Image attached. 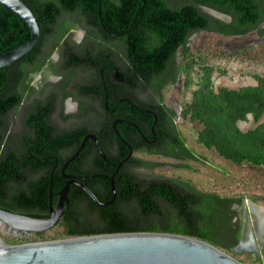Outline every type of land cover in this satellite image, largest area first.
I'll use <instances>...</instances> for the list:
<instances>
[{"label":"trees","instance_id":"16d2710c","mask_svg":"<svg viewBox=\"0 0 264 264\" xmlns=\"http://www.w3.org/2000/svg\"><path fill=\"white\" fill-rule=\"evenodd\" d=\"M21 1L33 13L40 36L31 51L11 65L0 69V94L6 90L7 94L19 97L15 91L16 86L24 83L30 72L40 70L42 62L39 58L43 53L44 40L51 34L56 39L69 29L70 23L67 19L54 29L59 16H75L77 20L82 18L89 27L99 31L107 42L85 55L77 54L78 51L69 52L68 60L66 59L64 64L84 65L92 68L94 72L93 77L88 79L92 83L80 85L78 92L80 95L95 96L94 102L99 104L97 110L91 104L88 108L90 117L93 114L97 116L94 125H91L95 128L98 127L96 122H100V117L103 116L102 112L109 115L114 110L113 97H109L112 88L127 85L126 89L129 90L140 82L145 86H152L154 78V87L159 91L164 83L173 79V57L179 48L185 46L191 33L208 30L224 36L245 35L258 29L264 21V0H181L180 3L176 0L175 5L168 3V0ZM201 5L229 15L231 21L226 23L209 16L201 11ZM263 31L264 29H259L260 33ZM29 37V29L23 21L0 5V55L24 44ZM113 40L120 42L124 67L118 66L113 60L115 52L109 46ZM193 62L192 59L190 64ZM186 68L187 65H183L180 70L185 71ZM200 68L201 74L196 89L191 92L190 100L181 113L183 120L200 126L197 142L237 166H264V120L259 122L264 114V76H253L256 85L238 89L220 87L214 90L211 81L213 69L209 66ZM64 78L65 81L68 80ZM120 79L123 84L115 81ZM191 83L187 80L185 88ZM126 97L129 103L138 108H146L137 97L131 94ZM157 107L158 110H154H157L159 119L160 116H165L174 123L175 112L160 103ZM5 111L3 110L0 116H3ZM249 115L257 125L253 129L242 131L238 122L247 121ZM87 117L89 116L85 118ZM124 118L141 126L128 112ZM114 119L116 116L112 117V121ZM157 123L156 118L152 116L148 124ZM173 125V147L166 156L177 160H194L195 154L187 147L185 138L180 136L181 133L175 124ZM87 130L85 122L63 130L62 141L58 145V149H62L63 165L80 148ZM46 132L50 133V127H47ZM117 149L112 145L107 149L109 154L106 157L112 162V173L118 164L126 160L129 153L128 148ZM47 154L57 156L58 152L57 149L49 148ZM78 158L75 156L73 161ZM128 162L134 167L146 169L159 166V163L142 158H132ZM3 168L0 166V169ZM64 173L70 172L65 169ZM124 174L120 179L117 175L114 177L117 181L115 186L118 197L107 212L108 215H96L94 221L91 215L96 214L98 207L92 203L84 208L83 199L72 198L70 193H67L69 206L57 223L64 239L111 233L149 232L188 236L217 247L227 241V234L231 230L229 205L235 201L234 198L199 190L191 180L179 177L160 181L140 179L137 173ZM17 175L18 173L13 172L4 178L9 180ZM29 175L31 179L27 186L32 192L33 189L41 191L44 186L48 187L50 174L47 170L38 171L33 167ZM61 176L62 173H58V177ZM44 196L48 198L47 190ZM120 204L123 206H119Z\"/></svg>","mask_w":264,"mask_h":264},{"label":"flooded vegetation","instance_id":"af4514ba","mask_svg":"<svg viewBox=\"0 0 264 264\" xmlns=\"http://www.w3.org/2000/svg\"><path fill=\"white\" fill-rule=\"evenodd\" d=\"M66 18L67 16L65 15L59 16L54 29H57L58 24ZM263 22L260 23V26ZM70 31L68 29L63 34L58 35L56 39L53 38L52 34L49 35V37L52 36L49 39H52L53 52L60 49L64 53V61L68 60V53L71 52L67 44L68 41L64 40ZM46 41L47 38L43 42V53L39 58V60L45 61L44 66L53 63V58H49V60L48 58H43L44 43ZM77 51L79 52L77 54L84 55L89 52L87 49H77ZM39 72H43V70ZM31 74L32 72L28 74V78L24 83L16 86L15 91L19 97L7 94L6 90L0 94V114L3 110H6L5 114L0 116V166L4 167L0 169V208L33 218H46L50 215V206L53 209L57 206L59 200L58 192L65 184L63 182L70 180L75 182L70 184L68 190L72 198L83 199L85 201L84 208L92 203L98 207L96 214L91 215V219L94 221L96 220V215L107 214L118 197V191L115 186L117 181L114 177L117 175V178L120 179L125 172L135 174L137 170L146 169L144 167L132 166L128 162L129 159H144V157L150 156L173 159L166 156V153L173 147L171 136L174 134V123L172 120L169 121L165 116H160V119L158 118L159 91L154 87L155 84L153 82L156 81L152 78V86H145L140 82L129 90L128 88L126 89L127 85L112 88L109 91V97H113L114 110L109 115H105V112H102L103 116L102 118L100 117V122H96V126L98 127H92L91 125H94V122H86V120L78 123V125H82L85 122L88 126V130L84 134L82 141L84 144L81 147V143L80 148L77 150L79 152L76 156L79 158L75 162L73 160L72 162L70 161L72 164L68 163L64 168V170L67 169L70 173L63 174L61 172L64 166L62 164L63 154L62 149H58V145L62 141L64 130L62 120L65 112L70 111L74 106L71 99L73 94L66 97V102H60L58 100L59 97L51 94H33L32 81H30ZM43 75L44 73H41L40 76ZM115 81L123 84L121 79ZM67 82L68 80L65 81L64 79L63 83ZM91 83L92 81L88 79L87 81L78 82L75 92L80 94L78 87ZM143 90H147L150 93L143 97L140 94ZM128 94L137 97L146 108H138L135 104L129 103L126 100ZM81 96L83 97L81 101L86 103L88 108L91 104L90 101L95 100V96L93 95L84 94ZM70 104L72 105L71 109L68 108ZM154 108L157 110H154ZM15 110L19 111L17 113L19 115L18 123L16 127L9 129L11 126L9 116ZM127 112L129 115L132 114L141 123V126L130 121V119L124 118V116H127ZM81 113L79 105L77 114L80 115ZM113 116H116V119L112 121ZM152 116L158 121L157 125L148 124ZM47 127H50L49 134L46 132ZM90 135L95 137L98 146L89 137ZM180 136L183 135L180 134ZM111 145L115 149L118 148L117 150L128 148L129 153H131L130 156H128V153L125 158L126 160L118 164L113 173L112 162L106 157L109 154L107 149ZM49 148L57 149L58 155H48L47 151ZM33 167L38 169V171L47 170L50 174L48 187L44 186V189L41 191L40 189H33L32 192L27 186V182L31 179L29 172ZM78 171L80 172L79 174L77 173ZM13 172L18 173L15 178H9V180L4 178ZM60 172L62 176L59 178L58 173ZM82 173L88 175H82ZM110 178L113 179L115 199L113 202L108 203L111 200L109 196L112 197ZM85 189L89 190L100 203L107 205L102 206L97 204ZM46 190L48 191V198L44 196ZM41 192L43 195H41ZM50 192L52 193L51 198L49 197ZM246 201L250 205L260 208L250 200L235 199L229 205V223L232 231L230 230L227 234L228 245H222L221 247L235 256L243 257L245 261L251 264H264V239L261 238L260 240L257 238L256 213L250 209ZM119 206L122 207L123 204ZM244 208L251 210V213L248 211L244 213ZM252 215L255 217L254 222ZM250 222V227L256 236L257 252L247 250L249 247L247 243L249 240ZM259 233L261 232L259 231ZM14 235L26 239L31 234L24 236Z\"/></svg>","mask_w":264,"mask_h":264},{"label":"rangeland","instance_id":"374dc122","mask_svg":"<svg viewBox=\"0 0 264 264\" xmlns=\"http://www.w3.org/2000/svg\"><path fill=\"white\" fill-rule=\"evenodd\" d=\"M180 1L168 0V3L175 5L176 2L180 3ZM202 7L208 6L201 5L200 9ZM201 11L203 12L202 9ZM66 19L70 23L69 29L71 31L64 40L68 41L70 51L76 52L77 49H87L92 52L100 44L107 42L99 31L89 27L82 18L77 20L75 16H67ZM259 29H264V22L257 30L254 29L245 35L238 36H224L208 30L195 31L191 33L185 46L177 50L171 67L174 78L166 82L159 90L158 101L175 112L174 124L196 158L194 160H176L156 156L144 157L146 161L159 163V166L137 170L136 173L140 179L168 181L179 177L191 180L199 190L214 192L222 197H232L236 200L247 199L264 210V166L259 168H251L247 165L237 166L218 156L214 150L204 148L197 142L200 126L183 120L181 116L185 104L190 100L191 92L196 89L201 74V66H209L213 69L211 81L214 90L220 87L238 89L256 85L253 76H264V31L260 33ZM49 38L52 36L48 37L44 43L43 58H48V60L53 58V63L44 66L45 61L39 60L42 62L41 68L38 71H33L30 78L33 94L48 95L52 93L59 97L60 102H66V97L73 94L71 99L74 106L73 108L71 104L68 106L72 109L65 112L62 120L64 130L78 125L81 121H96L97 116L93 114L90 117L87 104L81 101L83 97L75 92L78 82L87 81L93 77L92 68L84 65H65L64 53L60 49L53 52L54 46H52V39ZM109 46L115 52L113 53L114 62L118 66L124 67L125 61L120 55V42L113 40ZM192 59L194 62L190 64ZM183 65L188 67L185 71L180 70ZM41 70L43 72H39ZM41 73L44 75L40 76ZM64 77L68 78L67 83H63ZM187 80L192 83L185 88ZM149 93V91L143 90L140 94L144 97ZM90 103L94 105L96 110L98 109L94 100ZM78 104L82 111L80 115L77 114ZM17 113L19 111L15 110L9 116V123L11 124L9 129L16 127L19 117ZM86 116H89L88 119L85 118ZM263 120L264 114L259 122ZM256 125L257 123L253 121L250 115L247 121L238 122L242 131L253 129ZM61 234L62 230L57 224L40 235L33 233L26 239L7 232L4 226L0 227V237L3 242L9 245L61 240L64 239ZM223 245H228L227 241H223ZM218 248L243 264H251L245 261L243 257L235 256L221 246Z\"/></svg>","mask_w":264,"mask_h":264},{"label":"water","instance_id":"95a60500","mask_svg":"<svg viewBox=\"0 0 264 264\" xmlns=\"http://www.w3.org/2000/svg\"><path fill=\"white\" fill-rule=\"evenodd\" d=\"M0 5L16 15L28 27L30 37L24 44L0 55V69L11 65L31 51L39 40V27L31 10L21 0H0ZM203 12L223 22L231 17L221 11L202 7ZM97 142L93 135L89 136ZM86 139V138H85ZM82 143L81 147L83 146ZM77 151L64 164L65 166L78 154ZM129 153L128 156H130ZM112 197L115 199L113 179L110 178ZM73 181H66L58 192L56 208L50 206L46 218H33L16 214L0 208V223L12 234L24 236L42 233L55 226L65 212L69 200L68 190ZM85 191L99 205L97 198L87 189ZM50 192L49 197L51 198ZM251 211L244 208L245 212ZM254 222V217L252 215ZM249 224V223H248ZM251 226V222L249 227ZM258 232V233H257ZM257 238L264 239V232L256 230ZM248 251L257 252L255 232L249 228ZM0 264H243L217 246L200 239L168 233H111L65 238L61 240L9 245L0 239Z\"/></svg>","mask_w":264,"mask_h":264},{"label":"bare ground","instance_id":"6f19581e","mask_svg":"<svg viewBox=\"0 0 264 264\" xmlns=\"http://www.w3.org/2000/svg\"><path fill=\"white\" fill-rule=\"evenodd\" d=\"M246 204L250 207V209L251 210H253L255 213H256V218H257V224H256V226L258 227V230L262 233V232H264V211L262 210V209H260V208H257V207H255V206H252V205H250L247 201H246ZM247 206V207H248ZM250 210V211H251ZM255 218V217H254ZM256 223V222H255ZM1 226H4L3 225V223L1 222L0 223V227ZM5 228V230L7 231V232H10L8 229H7V227H4ZM11 233V232H10ZM0 239H1V237H0ZM2 240V239H1ZM3 241V240H2Z\"/></svg>","mask_w":264,"mask_h":264}]
</instances>
